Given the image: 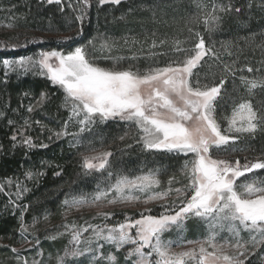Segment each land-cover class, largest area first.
<instances>
[{"label":"snow or ice","instance_id":"obj_1","mask_svg":"<svg viewBox=\"0 0 264 264\" xmlns=\"http://www.w3.org/2000/svg\"><path fill=\"white\" fill-rule=\"evenodd\" d=\"M46 2L50 5H62V0ZM81 4L83 7H79ZM97 4L120 5L121 0H97ZM68 6L72 7L71 4ZM77 7L80 14L76 19L83 25L87 10L91 7V0H78ZM60 10L63 11V7ZM233 10L237 13L241 11L238 7L233 9L231 4H213L210 11L202 9L206 30L215 31L220 27L222 17L217 15L218 12L230 13ZM196 22H199V17ZM5 26L13 27L12 24ZM195 35L198 41L194 46L186 47V42L175 39L171 49L177 54L175 57L163 65L154 61L143 68L134 63L122 65L125 59L135 61L136 55L130 58L104 55L120 46L110 37L98 42L90 40L87 46H77L67 54L60 51H41L35 58L27 56L16 60H3L6 70L23 73L37 70L63 91L64 106L70 112L69 121H74L79 128L77 132H68L66 121L64 128L54 133L56 138L67 135L79 137L90 132L92 126L98 122L121 121L135 126L136 143L141 144L143 150L186 157L181 173L187 182L181 187H174V182H180L175 176H171L167 180V187L162 188L163 182L158 170L150 169L135 176L115 174L110 169L109 158L113 155L111 151L84 155L82 167L87 172L106 171L109 183L103 190L98 189L91 199H65L64 205L69 210L97 204L147 205L151 202L167 201L173 193L177 199L170 205L162 204L163 211L158 216L145 215L142 212L139 218L133 219L125 215L124 222L116 225L86 223L80 227L74 222L64 224V232L48 235L49 239L55 240L58 235L70 233L69 246L64 249L63 255L58 256L57 264H66L69 258L85 256L93 262L106 260L108 264H117L115 254L109 253L105 256L101 252L104 244L114 246L117 252L131 245L124 257L131 264H245V260L253 253L249 251L247 242L242 240L241 233L250 234L253 248L264 244V179L249 177L237 182L241 177H246V174L264 170V158L248 160L245 157L243 163L238 158H223L246 150L236 146L237 141L243 137L255 139L258 133L264 135V106L256 108L251 100H242L233 105L230 115L222 118L219 116L220 101L223 100L222 88L226 80L222 77L218 84L201 85L199 73L194 70L201 66V61L206 56L215 53L206 45L199 32ZM243 39L246 44L255 43V34ZM122 40L124 46L140 43L135 37H123ZM166 42L165 39L158 43L153 40L150 47L155 49ZM8 47L5 45L4 50H8ZM11 47L14 49L16 46ZM258 47L264 50V41ZM166 54L151 52L149 55L155 57ZM100 60H110L112 66H104L99 63ZM254 71L259 69L247 67L248 73ZM223 72L235 75L231 65H225ZM193 77L196 79L193 80ZM239 79L240 86L249 94L254 89H264V76L250 78L241 75ZM45 99L46 96L42 94L37 105L42 106ZM34 107L30 105L28 112L34 111ZM221 119L227 122L226 127L222 125ZM9 123L14 122L10 120ZM36 123L39 124L40 121ZM29 127V121L25 120L24 128L14 133L11 139L17 141L20 136V143L27 149L46 148L47 144L37 145L31 136L25 134ZM120 139L123 140L124 137ZM74 143L79 144L80 141L76 139ZM90 151L96 152V149L91 148ZM114 175L115 182L112 183ZM27 176L32 178L33 173L28 172ZM17 190L18 198L22 191H26L20 189L19 184ZM25 211L27 206L21 208L19 231L22 239L27 241L23 233H27L30 226L24 222ZM145 212L151 213V209L146 208ZM98 215L107 220L112 213ZM191 217L199 218L206 225V238L183 239L185 222ZM38 222V218H34L31 227H35ZM171 231L179 234L176 241L163 238L166 232ZM222 232L229 233V237H220ZM84 233L89 235L85 238ZM36 243H39L38 239ZM174 247L186 250L177 252L173 251ZM11 251L18 252L16 248ZM16 258L20 260L19 255ZM23 264H28L27 259L23 260Z\"/></svg>","mask_w":264,"mask_h":264},{"label":"rangeland","instance_id":"obj_2","mask_svg":"<svg viewBox=\"0 0 264 264\" xmlns=\"http://www.w3.org/2000/svg\"><path fill=\"white\" fill-rule=\"evenodd\" d=\"M23 1L30 6L21 5ZM69 4L72 7H69ZM77 4L78 0H62V5H50L46 0H0V114H2L0 115V189H3L0 191V264H23L24 259H27L28 264L33 262L57 264L58 256L63 255L64 249L69 246L70 233L58 235L55 240L49 239L48 235L64 232L62 227L64 224L74 222L80 227L86 223L116 225L124 222L125 215L133 219L139 218L142 212L145 215L158 216L163 211L162 204L170 205L177 199L176 194L173 193L167 201H156L147 205L97 204L92 207L86 205L79 210H69L64 205L65 199L80 197L91 199L98 189L103 190L109 183L106 179V171L87 172L82 167L84 155L111 151L113 155L109 158L110 169L115 174L135 176L150 169L158 170L163 182L162 188L167 187V180L171 176H175L180 182H174V187H181L187 182L181 173L186 157L143 150L141 144L136 143L135 126H130L127 122L114 120L106 123L98 122L92 126L90 132H85L79 137L67 135L56 138L54 133L61 131L66 121L68 132H77L79 128L74 121H69L70 112L64 106L63 91L46 75H40L37 70L27 73L6 70L3 66L4 59L16 60L27 56L35 58L41 51H60L67 54L77 46H87L90 40L98 42L110 37L120 46L104 55L128 58L136 55L135 61L125 59L122 65L134 63L143 68L154 61L163 65L170 58L175 57L177 54L171 50L175 39L186 42V47L194 46L198 41L195 33L199 32L204 37L206 45L215 53L206 56L201 61V66L194 70L199 73L201 85L218 84L222 77L226 80L222 88L223 100L220 101L219 116L222 118L230 115L233 105L242 100H251L256 108L264 106V89L257 88L249 94L240 86L239 79L241 75L250 78L264 76V50L258 47L264 41V34H257L251 26V23L259 22L261 19L260 2L252 4L249 0L248 14L241 23L237 24L243 28L239 27L237 30L233 28V21H237L231 16L233 12H218L217 15L222 17V21L215 31L206 30L202 9L210 11L213 4L217 6L231 4L228 0H121L120 5L104 6H98L97 0H91V7L87 10L83 25L76 19L80 14L79 7L83 5L77 7ZM231 6L235 8L234 4ZM61 7L63 11L60 10ZM181 13L185 14L181 15ZM197 17L199 22H196ZM8 24H12L13 27H6L5 25ZM252 34H255V43L246 44L243 37ZM123 37H135L140 43L135 46H124ZM161 39H165L166 44L155 49L150 47L153 40L158 43ZM5 45L9 46L8 50H4ZM12 45L16 47L13 49ZM10 51H17L20 56H9L7 53ZM151 52L167 54L150 57ZM99 63L107 67L112 66L110 60H100ZM225 65H231L235 75L223 72ZM249 66L259 71L248 73ZM236 69H244V71ZM195 79L196 77H193V80ZM42 82L48 83L54 89L52 95L33 92L35 84ZM42 94L46 99L42 106L37 105ZM30 105L35 106L32 112L27 110ZM56 106L58 113L56 111L54 115L52 110ZM10 120L14 123L10 124ZM25 120L30 124L25 134L31 136L37 145L47 144L46 148L27 149L20 143V136L17 141L11 139L14 133L24 128ZM36 121L40 123L37 124ZM221 123L224 127L227 126L225 120L221 119ZM3 137L7 139L9 149L4 146ZM120 137L124 139L121 140ZM76 139L80 141L79 144L74 143ZM236 146L246 150L229 157H223V154L221 156L231 160L238 158L242 163L245 157L248 160L264 158L262 134L258 133L255 139L243 137L237 141ZM91 148H95L96 152L90 151ZM16 154L19 157V166L12 169L5 167L3 165L5 157L7 155L14 157ZM61 157L69 163L68 173H66L67 166H61L58 162ZM28 172L33 173L32 178L27 176ZM50 176L54 182L47 180ZM249 177L264 179V170L246 174V177H241L237 182L240 183ZM111 182H115V175ZM17 184L20 185V189H26L19 194V198ZM24 206H27V211L23 213L24 222L30 227L23 236L30 243L22 239L19 231L21 208ZM146 208H150L151 213L145 212ZM98 213H112V216L105 220ZM45 216H47L46 220ZM34 218H38L39 222L35 227H31ZM207 234L208 229L199 218L191 217L185 222L184 240H202ZM83 235L86 238L89 233ZM178 236L176 231H171L166 232L163 238L176 241ZM220 237L228 238L229 233L222 232ZM241 238L247 242L249 251L253 253L245 260V264H264V244L253 248L250 234L247 232H242ZM130 247L132 246L127 245L117 252L114 246L104 244L101 252L105 256L109 253L115 254L117 264H131V261H126L124 258ZM12 248H16L18 252L13 253ZM182 250L186 249L173 248V251L177 252ZM17 255L20 260H17ZM66 264H108V262L106 260L93 262L85 256L69 258Z\"/></svg>","mask_w":264,"mask_h":264},{"label":"trees","instance_id":"obj_3","mask_svg":"<svg viewBox=\"0 0 264 264\" xmlns=\"http://www.w3.org/2000/svg\"><path fill=\"white\" fill-rule=\"evenodd\" d=\"M21 1V0H19ZM232 5L234 4L235 8H240L241 11L239 13L235 12L234 10L232 11V15L233 16V19L237 20V21H233V28H235L236 30L241 26V25H237L238 23H241L243 21V19L247 16L248 14V10H249V0H228ZM252 4L253 3H258L260 2L261 4V8H260V21L259 22H256V23H251V26L254 28V31L261 35V34H264V0H251ZM23 4H27L28 6H30L29 3H27L26 1H23L21 3V5ZM233 8V9H235ZM172 10V9H171ZM185 13H181V15H184ZM241 19V20H240ZM240 28H243V27H240ZM234 29V31H235ZM251 44V43H250ZM249 44V45H250ZM17 51L13 52V51H10V53H7L9 56H20L19 54L20 53H16ZM20 52V51H19ZM1 54V53H0ZM1 56V55H0ZM54 89H52L50 87V85L46 82H42V83H38V84H35V87L33 88V92L35 94H40V93H46L47 95H52V92H53ZM15 99V98H14ZM58 110V107H54V109L52 110V113L55 115V112ZM58 113V111L56 112ZM4 146L6 149H9V145H8V141L6 139V137H3V140H2ZM67 158V157H66ZM60 163L61 166L63 165H66L67 168H66V173H68L69 171V163L66 161V159H64V157H61V160L58 161ZM3 165L5 167H7L8 169H12L13 167H17L19 166V157L18 155L16 154L14 157H11V156H6L5 159H4V163ZM47 180H50L51 182H54V179L50 176L49 179ZM49 181V182H50Z\"/></svg>","mask_w":264,"mask_h":264}]
</instances>
